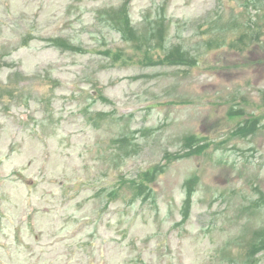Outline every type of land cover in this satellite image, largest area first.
Wrapping results in <instances>:
<instances>
[{
  "label": "rangeland",
  "instance_id": "rangeland-1",
  "mask_svg": "<svg viewBox=\"0 0 264 264\" xmlns=\"http://www.w3.org/2000/svg\"><path fill=\"white\" fill-rule=\"evenodd\" d=\"M0 264H264V0H0Z\"/></svg>",
  "mask_w": 264,
  "mask_h": 264
},
{
  "label": "trees",
  "instance_id": "trees-1",
  "mask_svg": "<svg viewBox=\"0 0 264 264\" xmlns=\"http://www.w3.org/2000/svg\"><path fill=\"white\" fill-rule=\"evenodd\" d=\"M164 40H165V38H164ZM163 46L164 47H167V45L164 43L163 44ZM184 51H187L186 49H182V52H184ZM141 183H144V182H134V185H135V187H138V185H140ZM146 189H148V191H152V187H150V188H146ZM139 196H145V195H139ZM143 198V197H142Z\"/></svg>",
  "mask_w": 264,
  "mask_h": 264
}]
</instances>
